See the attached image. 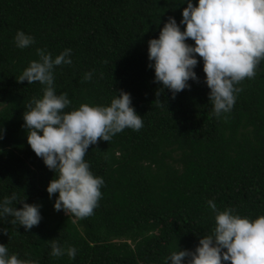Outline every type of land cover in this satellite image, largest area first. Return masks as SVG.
Instances as JSON below:
<instances>
[{"label":"trees","instance_id":"1","mask_svg":"<svg viewBox=\"0 0 264 264\" xmlns=\"http://www.w3.org/2000/svg\"><path fill=\"white\" fill-rule=\"evenodd\" d=\"M183 2L0 0V200L15 193L18 201L40 205L42 216L28 231L12 224L13 217L0 218V243L10 256L36 264H164L173 252L195 251L212 233L209 200L219 211L232 208L250 220L264 215V61L254 78L235 85L242 90L219 118L198 54L199 82L190 80V89L174 99L148 67V41L159 37L169 17L179 24ZM17 31L35 43L16 47ZM37 49L53 58L71 49L72 64L54 69L57 94L71 100L64 111L109 106L123 90L142 116L139 131L125 129L89 147L85 160L105 181L90 217L54 210L58 193L50 199L46 189L55 173L27 143L23 115L46 86L17 80L39 60ZM88 72L93 75L86 81ZM54 239L75 247V259L51 256Z\"/></svg>","mask_w":264,"mask_h":264},{"label":"clouds","instance_id":"2","mask_svg":"<svg viewBox=\"0 0 264 264\" xmlns=\"http://www.w3.org/2000/svg\"><path fill=\"white\" fill-rule=\"evenodd\" d=\"M179 24L169 17L158 38L148 41L149 68L154 69V82L168 89L174 99L179 92L190 89L189 81L199 82L194 69L198 57L203 59L204 83L210 89L209 101L219 118L232 110L236 102L235 87L245 78H254L256 69L264 61V0H184ZM181 25L184 26L183 31ZM191 39L194 44L187 41ZM14 42L20 49L35 43L32 36L17 31ZM38 61L19 76L17 82H38L46 87L42 98H34L24 112L23 127L27 129V143L45 166L55 173L47 186L54 201V210L71 213L77 219L93 215L102 198V177L94 176L85 160L88 149L99 140L109 142L125 129L139 131L142 116L132 105L130 93H116L109 106L82 104L78 109L64 111L71 100L66 92L57 94L54 69L71 65V49L55 58L45 49H37ZM93 73H85L86 81ZM160 89V91H161ZM159 94V93H158ZM0 139H3L0 131ZM14 201L22 204L13 207ZM208 206L215 213V228L199 240L195 251L178 250L165 258L164 264H264V215L255 220L242 217L232 208L219 211L214 201ZM13 217L11 223L26 231L42 220L40 205L18 201L16 194L0 200V218ZM5 234L7 232L3 230ZM53 257L65 254L75 259L76 248L61 247L56 239L51 243ZM0 264H36L9 255L0 243Z\"/></svg>","mask_w":264,"mask_h":264}]
</instances>
